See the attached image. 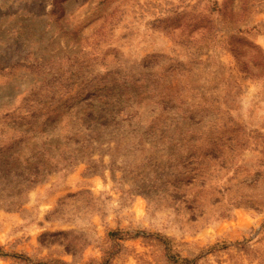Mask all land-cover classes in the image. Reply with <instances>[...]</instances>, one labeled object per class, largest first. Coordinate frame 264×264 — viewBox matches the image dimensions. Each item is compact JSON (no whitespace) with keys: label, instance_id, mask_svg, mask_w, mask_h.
I'll return each instance as SVG.
<instances>
[{"label":"rangeland","instance_id":"obj_1","mask_svg":"<svg viewBox=\"0 0 264 264\" xmlns=\"http://www.w3.org/2000/svg\"><path fill=\"white\" fill-rule=\"evenodd\" d=\"M0 264H264V0H0Z\"/></svg>","mask_w":264,"mask_h":264},{"label":"trees","instance_id":"obj_2","mask_svg":"<svg viewBox=\"0 0 264 264\" xmlns=\"http://www.w3.org/2000/svg\"><path fill=\"white\" fill-rule=\"evenodd\" d=\"M32 176H30V178H31ZM37 180V177L35 176V177H33L32 178V180H30V181H32V182H34V181H36Z\"/></svg>","mask_w":264,"mask_h":264}]
</instances>
